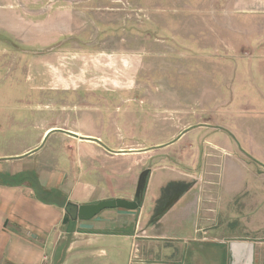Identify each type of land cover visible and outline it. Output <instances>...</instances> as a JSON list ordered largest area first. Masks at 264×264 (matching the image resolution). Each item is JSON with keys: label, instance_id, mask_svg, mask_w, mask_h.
<instances>
[{"label": "rangeland", "instance_id": "obj_1", "mask_svg": "<svg viewBox=\"0 0 264 264\" xmlns=\"http://www.w3.org/2000/svg\"><path fill=\"white\" fill-rule=\"evenodd\" d=\"M0 2H8L7 5L16 8L12 13H17L18 18L25 20L26 25L19 20L14 23L12 19L11 26L16 25V30L26 31L33 40L32 43L22 45L19 41L8 39L12 45L11 52L6 46L0 45V76L4 83H0V92L10 91L9 96L0 98V125L3 129L11 127V134L26 132L27 142L33 143L35 132L30 126H34L40 118L38 110L46 100L52 98L56 102L64 94L66 110L63 120L66 126L80 127L84 131L93 127L92 116L87 118L77 108L73 110L79 102L74 99L76 94H125L122 98L127 101V105L120 106V110L108 120L106 114L101 115L102 120L95 119L97 125L101 121L105 122L101 137L106 142L107 150L122 148L124 151L144 152V156L140 157L144 169L137 171L136 182L143 170L149 169L150 172L152 168L159 169V179L165 175L188 173L198 180V185L195 180L190 181V178L185 179L187 182H172L184 185L186 195L180 206L191 210L193 217L185 227L176 223L165 226L171 247H181L182 241L179 239L220 240L232 236L264 238V186L261 185L264 180L253 177L254 172L259 173L263 169L247 156L249 154L244 149H238V153L224 144L227 135L232 138L227 131H237V128H247L250 125H264L263 115L243 114L250 107L259 110L260 100L255 99L256 94L250 85H239L234 80V67L225 62L240 60L237 57L244 56L245 53L239 49L248 44L247 37L238 32L237 36L234 29L242 26L241 29H252L255 24L240 23L231 14L229 5L217 3V0ZM3 34L0 33V41L5 39ZM38 37L41 38L40 41L37 40ZM258 43L264 44V41L260 40ZM14 60L19 62V66L12 75L13 84L8 86L7 83L12 80L8 76L13 71L8 63ZM25 60L32 64V75L37 77L33 82L35 85L26 81L25 73L29 72L24 71L21 66ZM57 81L63 82L56 84ZM42 83L43 90L33 88L35 86L41 89L42 86L37 85ZM86 102L89 107L98 104L103 110L112 109L113 106L108 101L107 104L94 100ZM173 103L198 116L190 117L191 129L180 130L182 126L171 116L165 115L173 114ZM158 107L162 109L159 110ZM24 108L32 109L33 116L25 115L22 112ZM50 115H44L43 118L51 121L61 117L60 113H56L54 117ZM4 119H11L12 122H4ZM52 140L53 135L44 138L40 148H47ZM205 141L211 146L206 145ZM231 141L232 139L229 140L230 145H233ZM189 143L191 147H187ZM66 144L65 150L70 152L68 143ZM131 145L140 147L127 148ZM245 150L264 154V149ZM227 160L231 163L230 167L226 165ZM128 161L120 158L107 164L117 170L124 168L125 164L129 165ZM96 162V167L105 163L103 158ZM206 169H209L211 181L209 186L204 187L205 179L202 174ZM228 173L234 175L236 183L239 180L246 182L250 191L245 189L246 195L239 198L234 207L218 208V203L222 201L218 194L228 185ZM84 179L91 180L88 175ZM155 186L152 188L157 195ZM204 188H207L204 193L209 191L205 196H212L211 199L214 200L210 205L214 210L213 215L220 212V218L214 222L213 228H203L195 223L196 208L200 209L202 203H206L201 196ZM245 199L251 203L248 211H242ZM150 205L144 201L146 211H149ZM203 210L206 211L207 208L204 207ZM204 211L201 214H205ZM222 215L230 216L227 218L229 221H224ZM57 233L49 239L42 251L50 257L51 264H60L69 242L68 236ZM140 234L143 245L150 240L160 241L159 238L146 237L142 230ZM203 245L196 242L187 248L191 249L193 257L201 255L203 251L210 253L219 249L221 252L227 248L225 243L217 249ZM129 249L131 252L128 253V245L123 246L121 255L115 257L111 255L109 246L96 244L89 253L70 254L64 264H108L109 261L126 264L128 259L134 260L133 249ZM179 251L176 249L174 253L178 254ZM196 257L191 260V264H200ZM236 262L228 256L225 264ZM175 264H180V260ZM240 264H245V261L241 260Z\"/></svg>", "mask_w": 264, "mask_h": 264}, {"label": "crops", "instance_id": "obj_2", "mask_svg": "<svg viewBox=\"0 0 264 264\" xmlns=\"http://www.w3.org/2000/svg\"><path fill=\"white\" fill-rule=\"evenodd\" d=\"M7 3L2 4L0 2V33H4L5 36V39L0 41V45L6 46L11 52L12 45L9 44L8 39L19 41L22 45L32 43L33 40L30 35L26 34V31L16 30L14 28L16 25L11 26L10 21L12 19L14 23L17 20L21 22L22 19L18 18L17 13H12L16 8L10 4L7 5ZM217 3H227L231 14L240 23L255 24L252 29H241L243 26L234 29L236 35L238 32L239 35L247 37L248 44L247 47L244 46L243 49H239V51L245 53L244 56L240 57L239 55L237 57L240 60L225 62L234 67L233 78L239 85L246 84L250 85L251 89L253 88L256 94L255 99L260 100V109H263L264 44L258 42L260 40L264 41V0H217ZM22 22L26 25L25 20ZM28 24L32 26V23L29 22ZM37 40L40 41L41 38L38 37ZM8 65L13 69L12 74L8 76L10 78L15 74L19 62L14 60ZM21 66L24 71L29 72L25 73L26 81H31L35 85L33 82L37 77L34 78L32 75L31 62L25 60ZM13 78H11V82L7 83L8 86L13 84ZM62 82L57 81L56 84ZM0 83H3L1 76ZM37 86L42 87L40 89L33 86V88L39 89V91L44 89L43 83ZM9 95L10 91L0 92V98H6ZM75 96L74 99L79 100V102L76 104L77 106L73 107V110L77 108L87 118L91 117L86 111L89 108V103L82 100L88 95L76 94ZM60 98L56 102L52 98L46 100L42 105L43 107L38 110L40 118L34 126H30L35 132L33 143L27 142L26 132L22 134L18 131L16 134H11V127L5 130L0 125V178H2V182L0 180V264H41L42 251L46 248L49 239L53 238L57 232V234H64L69 238L60 264H64L70 254L82 255L89 253L93 251L96 244L101 243L109 246L111 255L115 257L121 255L120 250L123 246L128 245V253L130 251L129 247L132 248V258L134 260L128 259L126 264H175L177 260H180V264H191V260H194L196 256H192L191 249L187 246L196 242L202 245L215 244L203 245L213 246L215 249L219 245L227 244L226 250L221 252L218 249L210 253L208 251L204 253L203 251L201 255H197L196 258L200 264H225L228 256L237 261L236 264H240L242 258L239 254L230 251L228 247L230 243L251 244L253 246L252 264H264V238L261 237L236 238L232 236L229 239L222 238L220 240L179 239L182 241L181 247H171V243H169L171 241H168L170 237L166 233L165 226H173L176 223L181 227H185V224L191 222L193 215L191 210L189 211L180 206L186 195L185 191L182 193V190L177 192V194L179 193L178 199L169 208H161L163 204L161 198L166 191L177 185L172 182H187L185 179L190 178V181L195 180L198 185L197 178H193L188 173H179L177 176L165 175L164 178L159 179L157 175L159 169L152 168L147 177L141 206L136 211L108 209L102 211L90 221L71 220L64 224L65 210L62 207V201L65 199L66 202L76 206L95 204L107 200H134L137 171L144 169L143 160L140 159L144 156V152L138 150L124 151L122 148L114 151L107 150L104 140L98 134L103 129L102 126L105 122H99L101 127L98 128L95 118L91 119L93 127H89L84 131L80 127H67L63 120V114L66 110L64 94ZM171 105L175 108H173L174 117L172 113L165 115L174 118L178 125L182 126L180 130L191 129L192 120L190 117L198 116L187 109L180 108L176 103ZM158 108L159 110L162 109L161 107ZM260 109L254 110L250 107L243 114L264 116V109ZM22 112L25 115L33 116V110L30 108H24ZM56 113H60L61 117H56L51 121L43 118L47 114L54 117ZM95 113L98 116L99 112L95 111ZM4 120V122H12L11 119ZM196 124H199V122H196ZM251 126L237 128V131L236 129L227 131L232 135V138L227 135L224 144L226 147H232L238 153V149H244L249 154L247 156L252 158L259 168L262 167L263 169L259 173L254 172L253 177L256 180L258 178L264 180V154L245 150L246 148L264 149V125ZM52 135L51 145L47 148H40L43 139H47ZM88 136L92 137L87 138ZM99 139L100 141H98ZM230 139H232L233 145H230ZM66 142L68 143V149L71 150L70 152L65 150ZM205 144L211 146L206 141ZM134 147L140 146L131 145L127 148ZM187 147H191L190 143L187 144ZM99 158H103L105 163L100 167H96L98 164L96 161ZM120 158L127 159V161L129 158L130 161L128 162L130 164H125L124 168L121 167L122 169L118 168L117 170L108 166V162ZM226 165L230 167L229 160L226 161ZM86 175L89 176L90 181L84 179ZM209 176H211L209 169H206V172L202 174V178L205 179L203 181L204 187L210 185ZM21 177H28L29 180L19 186L4 184L16 183ZM226 180L228 181L227 187L224 186L223 191L218 194V198L222 199L218 203V208L234 207L235 202L246 195L245 189L250 191V187L246 182H240L239 180L236 183L234 175L230 173L226 175ZM30 182L36 189L39 190V187H41L40 189L51 194L44 195L40 191L35 192L30 186ZM154 185L157 188V195L154 194L152 188ZM261 185L264 186V182ZM205 189L207 188L201 190V196L205 198L206 203H202L201 208L206 207L207 210L196 208L195 223H199L203 228H213L215 226L214 222L220 218V212L216 216L213 215L214 210L210 208V205L213 204L214 200H212V196H205V193L209 192L204 193ZM56 193L60 194L62 198L58 199ZM144 201L151 204L149 211H146ZM240 203L242 204V201ZM243 206L242 211H248L251 208L248 199L244 200ZM201 211H204L205 214H201ZM229 217L222 215L224 221H229L227 219ZM140 230L143 231L146 237L159 238L160 241L150 240L143 245L140 241ZM176 249L180 250L178 254L174 253ZM100 252L103 253L102 250ZM238 252L240 253L241 249ZM173 253L174 255H172ZM174 256L176 258H173ZM108 264L114 263L109 261Z\"/></svg>", "mask_w": 264, "mask_h": 264}, {"label": "water", "instance_id": "obj_3", "mask_svg": "<svg viewBox=\"0 0 264 264\" xmlns=\"http://www.w3.org/2000/svg\"><path fill=\"white\" fill-rule=\"evenodd\" d=\"M149 175V169L143 170L137 181L134 200L125 201L121 199L100 201L95 204H86L76 206L75 216L72 218L74 221H90L96 217L99 213L108 209H123L127 211H136L139 207V199L144 194L146 187L147 177ZM230 251L235 254H239L245 264H252V249L253 246L249 243H230ZM239 249L241 252L239 253Z\"/></svg>", "mask_w": 264, "mask_h": 264}, {"label": "flooded vegetation", "instance_id": "obj_4", "mask_svg": "<svg viewBox=\"0 0 264 264\" xmlns=\"http://www.w3.org/2000/svg\"><path fill=\"white\" fill-rule=\"evenodd\" d=\"M86 94L88 96H86V98L85 97L82 98V100H84V101H87V100L88 101H92V100H94L97 103H104V104H107V101H108V103L110 105H113L112 109H107L106 108L105 110L100 108L97 103H96L97 105H94L93 107L87 108L88 111L90 112V116H92V119L95 118L96 120H101V118H100L101 115L102 114H106L105 117L108 120L111 117L112 114L114 115V113H117L120 110V106L127 105V101H124L123 98H122V96L125 95V94H122V93H117V92H109V93L95 92V93H92V94H89V93H86ZM86 94L85 93H80L79 95H86ZM126 100H128V99H126ZM139 100H140V98H139ZM83 109H85V108H83ZM95 111L99 112L98 116L95 113ZM97 126H98V128H100L101 124L97 125ZM108 126L111 129V125L108 124ZM102 132H103V129L100 130V132L98 134L101 135ZM90 137H92V136H88L87 138H90ZM98 141H100V139ZM104 143H106V142H104ZM180 190H182L181 193L184 192V190H185L184 185L177 184L175 187H172L168 191H166L165 194L161 198V201L163 202L161 208L164 207V209H165V208L171 207L176 202V200L178 199V194L179 193L177 194V192H179Z\"/></svg>", "mask_w": 264, "mask_h": 264}, {"label": "trees", "instance_id": "obj_5", "mask_svg": "<svg viewBox=\"0 0 264 264\" xmlns=\"http://www.w3.org/2000/svg\"><path fill=\"white\" fill-rule=\"evenodd\" d=\"M1 182H2V178H0ZM29 180L28 177H21L20 179L17 180L16 183H4L6 185H12V186H19L21 185L22 183H24L25 181ZM30 186L32 187V189L37 192V191H40L42 194L44 195H49L51 193L49 192H45L43 191L42 189H40L41 187H39V190L36 189V187L30 182L29 183ZM145 191V189H144ZM58 195V199H61V195L56 193ZM63 204H62V207L64 208L65 210V216H64V219H63V223L64 224H67L69 221L73 220L72 218L75 216V213H76V206L69 203V202H66V199L62 201ZM141 202H142V198L139 199V207L141 206ZM138 207V208H139Z\"/></svg>", "mask_w": 264, "mask_h": 264}, {"label": "built area", "instance_id": "obj_6", "mask_svg": "<svg viewBox=\"0 0 264 264\" xmlns=\"http://www.w3.org/2000/svg\"><path fill=\"white\" fill-rule=\"evenodd\" d=\"M41 264H51V259L49 256H47L45 253L42 254L41 256V260H40Z\"/></svg>", "mask_w": 264, "mask_h": 264}]
</instances>
